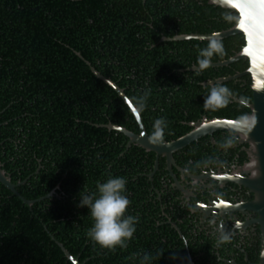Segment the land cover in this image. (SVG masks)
Returning a JSON list of instances; mask_svg holds the SVG:
<instances>
[{"label":"trees","instance_id":"obj_1","mask_svg":"<svg viewBox=\"0 0 264 264\" xmlns=\"http://www.w3.org/2000/svg\"><path fill=\"white\" fill-rule=\"evenodd\" d=\"M236 21V13L205 0H0V163L13 184L24 181L16 191L26 200L55 190L30 209L0 184V264H72L57 243L82 264H129L133 253L152 254V264H190L179 246L165 242L169 230L156 226L159 213L149 211L140 175L150 172L154 155L134 145L126 150L122 134L97 127L110 123L139 132L128 107L84 61L132 104L148 90L140 111L146 134L150 138L153 120L164 117L163 142H171L203 116L236 120L247 114L231 99L223 108L206 109L210 86L202 83L242 73L249 64L197 74L187 69L196 67L207 42L158 41L225 31ZM221 42L224 54L211 63L245 44L242 35ZM220 85L251 103L249 76ZM109 174L126 177V214L138 217L123 250L100 249L87 239L92 220L87 208L77 207L79 193L94 191ZM196 254L190 252L198 264Z\"/></svg>","mask_w":264,"mask_h":264},{"label":"flooded vegetation","instance_id":"obj_2","mask_svg":"<svg viewBox=\"0 0 264 264\" xmlns=\"http://www.w3.org/2000/svg\"><path fill=\"white\" fill-rule=\"evenodd\" d=\"M228 134L220 131L200 138L175 152L169 165L159 157L157 170L154 156L150 172L140 175L146 179L149 211L159 213L156 226L168 229L173 237L165 242L173 241L187 256L197 253L198 264H258L259 260L257 215L245 207L254 197L238 184L248 177L240 173L248 161L247 146L235 139L231 148L222 149L220 142ZM205 160L211 162L205 165ZM219 230L229 233L231 242L217 248Z\"/></svg>","mask_w":264,"mask_h":264},{"label":"water","instance_id":"obj_3","mask_svg":"<svg viewBox=\"0 0 264 264\" xmlns=\"http://www.w3.org/2000/svg\"><path fill=\"white\" fill-rule=\"evenodd\" d=\"M146 1V0H142ZM209 5L219 7L224 10H229L237 14L236 23L229 29L217 33L206 35L190 34L177 35L172 38L162 37L158 44L163 42H178L197 40L200 42H208L212 38L220 41L235 35H242L244 39V46L235 55L227 60L211 63L210 68H222L238 61H247L249 66L242 72L233 76L219 78L216 80L202 83V86H212L213 84H222L229 81H235L242 77L249 76L251 103H242L237 99L231 97L233 103L245 106L248 109L247 114L253 111L256 116V124L252 130L245 137L242 133H234L235 139L240 145H246L245 149L248 161L240 169L241 174H246L248 177L238 181V184L247 188L253 194V200L245 204V207L257 215L256 223L260 231V252L258 264H264V2L261 0H205ZM78 57L81 58L79 54ZM82 59V58H81ZM83 60V59H82ZM96 78L108 85L128 107L132 114L137 127L138 134L130 132L123 127L107 124L99 125L98 128L107 129L110 132H117L127 138L126 150L132 145L141 148L146 153H152L155 156L154 170H157L158 158L165 159L167 164L173 163V154L191 143L198 141L205 136H211L215 132H230L231 125L227 121H235L225 118H213L190 123L188 126L191 130L182 137L171 142H163L154 144L147 136L145 128L141 121L140 111L133 106L130 99L124 94V91L116 86L111 80L101 76L95 71L88 62L84 61ZM188 71H197V67H191ZM3 165L0 163V184L9 192L15 195L22 201L24 205L31 207L38 202L49 199L54 196L55 190L51 191L46 196L36 200H26L18 194L16 188L24 184L18 182L13 184L9 175H6L2 169ZM37 173V172H36ZM58 189V188H56ZM181 237V236H180ZM182 238V237H181ZM183 239V238H182ZM58 247L72 264H82L78 258H74L62 244L57 243ZM188 261L194 264L191 256L188 254Z\"/></svg>","mask_w":264,"mask_h":264},{"label":"clouds","instance_id":"obj_4","mask_svg":"<svg viewBox=\"0 0 264 264\" xmlns=\"http://www.w3.org/2000/svg\"><path fill=\"white\" fill-rule=\"evenodd\" d=\"M224 54L223 44L219 39H210L206 46L199 49L196 57L197 74L210 67L214 55ZM149 91L134 96L133 104L137 111H143L149 97ZM232 97L227 86L213 84L203 97V106L215 111L226 106ZM256 124V116L244 114L237 118L231 125V131L220 142V147L227 150L235 143L234 133H242L245 137ZM150 140L154 144L163 142L167 121L164 117L155 118L152 122ZM210 160L203 163L207 165ZM185 171H189L185 168ZM127 179L124 176L109 174L101 182H95L94 191H88L81 195L77 207L87 208L88 216L92 220L91 227L86 232V238L100 249L115 251L117 248L123 250L128 247V242L133 238L136 231L138 217L126 214L130 201L126 195ZM211 223V221L209 222ZM231 242V235L223 230L215 234V247ZM159 253L158 255H160ZM129 264H152L154 257L150 253H133L128 258Z\"/></svg>","mask_w":264,"mask_h":264},{"label":"snow or ice","instance_id":"obj_5","mask_svg":"<svg viewBox=\"0 0 264 264\" xmlns=\"http://www.w3.org/2000/svg\"><path fill=\"white\" fill-rule=\"evenodd\" d=\"M261 2H264V0H261ZM226 123L232 124L233 121H227Z\"/></svg>","mask_w":264,"mask_h":264}]
</instances>
